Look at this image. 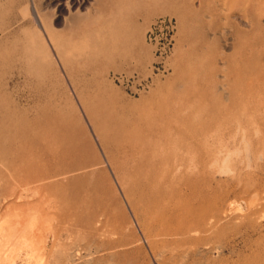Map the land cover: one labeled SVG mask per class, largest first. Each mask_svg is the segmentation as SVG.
<instances>
[{
	"label": "rangeland",
	"instance_id": "rangeland-1",
	"mask_svg": "<svg viewBox=\"0 0 264 264\" xmlns=\"http://www.w3.org/2000/svg\"><path fill=\"white\" fill-rule=\"evenodd\" d=\"M0 229L12 264H264V0H0Z\"/></svg>",
	"mask_w": 264,
	"mask_h": 264
},
{
	"label": "bare ground",
	"instance_id": "bare-ground-1",
	"mask_svg": "<svg viewBox=\"0 0 264 264\" xmlns=\"http://www.w3.org/2000/svg\"><path fill=\"white\" fill-rule=\"evenodd\" d=\"M17 215H19V214H17ZM20 216V215H19ZM43 216V215H42ZM33 218V217H32ZM42 218V217H41ZM16 219V218H15ZM18 219V218H17ZM36 220H37V218H35ZM29 221V220H28ZM6 222H8V221H6ZM4 223H5V221H4ZM12 223V222H11ZM22 223V222H21ZM28 223V222H27ZM33 223V222H32ZM26 224V223H25ZM24 224V225H25ZM4 225V224H3ZM9 225H11V224H9ZM21 225V224H20ZM32 225V224H31ZM2 226V225H1ZM12 227V226H11ZM4 228V227H3ZM6 228V227H5ZM12 228H14V227H12ZM19 228H21V226H19ZM22 228H23V223H22ZM21 228V229H22ZM24 229V228H23ZM22 229V230H23ZM30 229V228H29ZM3 231L4 232V230L3 229H0V231ZM10 230V229H9ZM16 230V229H15ZM21 230V231H22ZM25 230V229H24ZM23 230V231H24ZM12 230H10V232H11ZM8 232V231H7ZM27 231L25 230V233H26ZM29 232L31 233V230L30 231H28V234H29ZM37 232V231H36ZM21 233V232H20ZM23 233V232H22ZM15 234H16V232H15ZM19 235V234H18ZM17 235V236H18ZM23 236V235H22ZM14 236H12V238H13ZM25 237V236H24ZM2 238V237H1ZM1 238H0V242H2V245L6 242V243H10L9 244V248H7V249H5V247H3L2 246V248H4L5 249V251H8V252H5L4 251V249H2L3 250V252H2V254H0V261L1 262H6V264H12L13 262H14V259H15V257H14V259L12 258L13 257V255H12V253L15 251V244H14V242L13 241H16L14 238L13 239H11V240H9V241H5L4 243H3V241H1ZM17 239H18V237H17ZM4 240V239H3ZM19 241V240H18ZM22 242H24V243H26V245H29L30 246V248L31 247H33V248H35V249H37V248H39L40 246H41V244L43 243V240H41L39 237H38V235L36 236L35 234H32V235H30V238H26V239H24V241H22ZM17 243V242H16ZM19 243V242H18ZM44 243L46 244V242L44 241ZM43 243V244H44ZM5 245H7V244H5ZM4 245V246H5ZM17 245V244H16ZM24 246H25V244H24ZM44 246V245H43ZM46 246V245H45ZM44 246V247H45ZM19 248H20V246H19ZM42 248V247H41ZM18 249V248H17ZM29 248L27 247V250H28ZM43 249V248H42ZM0 250H1V248H0ZM29 251V250H28ZM43 251V250H42ZM16 252V251H15ZM32 253V252H31ZM16 254V253H15ZM20 254V253H19ZM23 254H25V253H23ZM29 254V253H28ZM17 257H18V255H17ZM18 259H20V258H18ZM3 264V263H2Z\"/></svg>",
	"mask_w": 264,
	"mask_h": 264
}]
</instances>
